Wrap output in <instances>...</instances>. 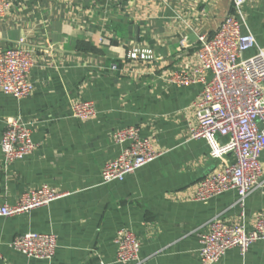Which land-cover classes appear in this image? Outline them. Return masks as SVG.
<instances>
[{"label":"crops","instance_id":"1","mask_svg":"<svg viewBox=\"0 0 264 264\" xmlns=\"http://www.w3.org/2000/svg\"><path fill=\"white\" fill-rule=\"evenodd\" d=\"M231 12V0H10L0 19V52L16 45L33 50V93L16 100L0 92V137L10 119L20 118L37 147L9 166L0 150V208L42 185L65 195L0 217V264H117L120 229L136 236L145 264H200L199 234L210 219L234 223L242 213L252 228L264 211V151L261 187L242 210L232 192L194 202L196 184L234 158L210 159L203 140L187 138L194 120L189 105L202 85L166 82L170 72L196 64L198 36L213 35ZM241 12L264 50V0ZM134 48L150 50L154 59H129ZM75 101L94 102L96 118L73 117ZM132 126L163 154L123 182L102 185V166L125 145L111 134ZM27 232L56 236L51 260H30L10 247ZM216 264H264V242L244 256L232 248Z\"/></svg>","mask_w":264,"mask_h":264},{"label":"built area","instance_id":"2","mask_svg":"<svg viewBox=\"0 0 264 264\" xmlns=\"http://www.w3.org/2000/svg\"><path fill=\"white\" fill-rule=\"evenodd\" d=\"M231 0L232 12L219 23L213 35L197 38L196 64L187 71L170 72L166 82L176 87L201 84L202 89L189 105L193 123L188 140H203L208 157L223 160L231 155L234 161L203 177L194 187L192 200L207 203L227 192L235 193V204L243 208L245 199L261 187L260 155L264 151V50L256 47L253 34L243 20L241 9L248 2ZM10 0H0V19L8 14ZM180 46L185 47L181 41ZM127 57L152 61L150 50L132 49ZM33 50L16 45L0 52V92L16 100L33 93L29 74L33 68ZM112 69H114L112 67ZM72 116L83 121L93 120L97 112L92 101H75ZM115 144L125 143L119 155L107 161L101 169V184L120 183L163 152L155 149L149 138L141 137L136 127L114 131ZM37 145L31 131L20 118L10 119L0 137V150L5 166L31 154ZM65 194L48 185L24 192L18 202L3 205L0 217L26 214ZM242 213L234 223L212 218L199 234L200 264H216L232 248L244 256L251 245L264 242V211L254 216L252 228L247 230ZM115 262L117 264H145L139 255L140 244L127 229L116 232ZM10 247L27 259L49 261L55 255L57 239L52 233L27 232L16 236Z\"/></svg>","mask_w":264,"mask_h":264}]
</instances>
